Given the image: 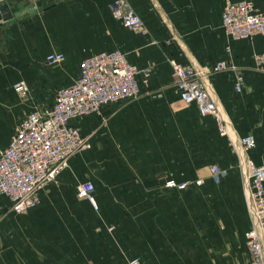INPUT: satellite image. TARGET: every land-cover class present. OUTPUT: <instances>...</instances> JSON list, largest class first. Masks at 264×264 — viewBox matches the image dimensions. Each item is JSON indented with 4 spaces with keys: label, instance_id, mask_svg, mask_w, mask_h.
I'll return each instance as SVG.
<instances>
[{
    "label": "crops",
    "instance_id": "obj_1",
    "mask_svg": "<svg viewBox=\"0 0 264 264\" xmlns=\"http://www.w3.org/2000/svg\"><path fill=\"white\" fill-rule=\"evenodd\" d=\"M0 1L10 15L0 21V150L30 111L15 83L46 108L80 62L99 52L117 50L147 71L135 76L136 99L70 122L88 148L36 190L33 207L15 215L0 196V264H248L249 220L230 141L213 118L180 102L169 62L208 71L234 136L252 138L248 158L264 168V75L253 60L264 52V36H225L223 0H124L144 34L119 24L118 0ZM231 1L264 10V0ZM56 53L63 61L47 65L45 56ZM220 61L225 68L213 71ZM167 180L187 184L166 188ZM84 181L92 183L95 208L76 195Z\"/></svg>",
    "mask_w": 264,
    "mask_h": 264
},
{
    "label": "built area",
    "instance_id": "obj_2",
    "mask_svg": "<svg viewBox=\"0 0 264 264\" xmlns=\"http://www.w3.org/2000/svg\"><path fill=\"white\" fill-rule=\"evenodd\" d=\"M116 6L115 18L119 24L134 33L144 34L143 24L127 3L118 0ZM220 23L222 32L231 40L264 36V10L257 9L251 1L223 0ZM253 60L256 70L264 75V52L254 54ZM62 61L63 57L58 53L45 56L48 65ZM169 65L180 102L193 104L201 117L213 118L218 133L230 141L249 220L243 236L248 264H264V168L254 165L248 158L253 140L249 136L239 139L234 136L208 85L207 70L173 61ZM224 68V62L220 61L212 70L218 72ZM140 73L147 75L146 70L127 63L121 52H99L80 62L77 77L55 91L49 107H35L25 114L13 128L5 148L0 150V196L10 202L12 213L19 215L33 207L36 190L55 178L67 158L88 148L77 127L70 122L82 116L97 115L104 106L136 99L135 76ZM240 86L241 77L236 76L233 82L236 93ZM12 89L16 94L25 95L23 82L15 83ZM210 174L216 183L219 171L215 166L210 167ZM186 184L167 180L164 186L181 190ZM92 190L89 181L76 185L77 197L95 208ZM127 264L140 262L134 258Z\"/></svg>",
    "mask_w": 264,
    "mask_h": 264
},
{
    "label": "rangeland",
    "instance_id": "obj_3",
    "mask_svg": "<svg viewBox=\"0 0 264 264\" xmlns=\"http://www.w3.org/2000/svg\"><path fill=\"white\" fill-rule=\"evenodd\" d=\"M60 64V63H59ZM48 65V64H47ZM58 64H55V65H49V66H52V67H55L57 66ZM17 96H19L20 98V103H21V106H27L29 105V110L32 109V108H35V107H40V106H43L44 104H35V103H32V100L30 98H28L26 95L24 96H21L19 94H17ZM1 137V136H0ZM6 138V137H5Z\"/></svg>",
    "mask_w": 264,
    "mask_h": 264
},
{
    "label": "water",
    "instance_id": "obj_4",
    "mask_svg": "<svg viewBox=\"0 0 264 264\" xmlns=\"http://www.w3.org/2000/svg\"><path fill=\"white\" fill-rule=\"evenodd\" d=\"M10 19L7 7L4 1H0V21L5 22Z\"/></svg>",
    "mask_w": 264,
    "mask_h": 264
}]
</instances>
